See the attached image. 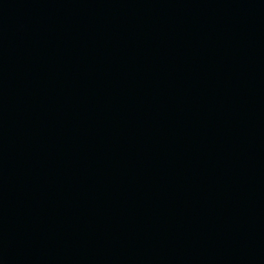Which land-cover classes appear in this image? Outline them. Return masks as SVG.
<instances>
[{"label": "water", "instance_id": "1", "mask_svg": "<svg viewBox=\"0 0 264 264\" xmlns=\"http://www.w3.org/2000/svg\"><path fill=\"white\" fill-rule=\"evenodd\" d=\"M0 264H264V0H0Z\"/></svg>", "mask_w": 264, "mask_h": 264}]
</instances>
